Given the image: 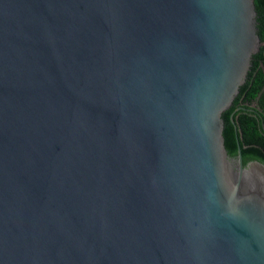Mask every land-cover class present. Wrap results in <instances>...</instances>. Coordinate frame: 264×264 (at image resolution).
<instances>
[{
  "label": "water",
  "instance_id": "95a60500",
  "mask_svg": "<svg viewBox=\"0 0 264 264\" xmlns=\"http://www.w3.org/2000/svg\"><path fill=\"white\" fill-rule=\"evenodd\" d=\"M260 46L254 0H0V264H264Z\"/></svg>",
  "mask_w": 264,
  "mask_h": 264
},
{
  "label": "trees",
  "instance_id": "16d2710c",
  "mask_svg": "<svg viewBox=\"0 0 264 264\" xmlns=\"http://www.w3.org/2000/svg\"><path fill=\"white\" fill-rule=\"evenodd\" d=\"M254 5L261 46L253 55L244 85L232 105L222 114L223 136L229 156H237L238 139L242 159L264 164V2L254 0Z\"/></svg>",
  "mask_w": 264,
  "mask_h": 264
}]
</instances>
